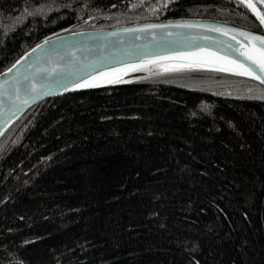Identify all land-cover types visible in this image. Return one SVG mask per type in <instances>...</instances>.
Instances as JSON below:
<instances>
[{
    "label": "trees",
    "instance_id": "obj_1",
    "mask_svg": "<svg viewBox=\"0 0 264 264\" xmlns=\"http://www.w3.org/2000/svg\"><path fill=\"white\" fill-rule=\"evenodd\" d=\"M177 15L264 31L241 0H0V72L65 32ZM157 68L0 136V264H264V87Z\"/></svg>",
    "mask_w": 264,
    "mask_h": 264
},
{
    "label": "water",
    "instance_id": "obj_2",
    "mask_svg": "<svg viewBox=\"0 0 264 264\" xmlns=\"http://www.w3.org/2000/svg\"><path fill=\"white\" fill-rule=\"evenodd\" d=\"M184 22L197 26L186 27ZM146 24L166 27L139 31ZM98 25L44 39L16 60L20 63L12 72H7V69L16 61L0 72V136L35 104L114 84L99 79L95 81L98 84L96 87H77L85 81L93 82L102 73H109L112 77L119 75L123 80L135 72L130 70L132 66L149 60L156 63L147 65V68L161 64L178 65L188 62L182 58L196 53L209 61L204 66H193L196 68L235 69V65L228 63L234 60L254 67L256 74H261L258 66L252 65L251 61L240 54L244 50L242 45H248L249 41L240 36L239 32L264 36V31L257 28L228 20L188 15L137 20L105 27ZM212 28L219 30L212 31ZM233 35L236 39H232ZM37 45L41 47L37 48ZM33 49L36 51L33 52ZM25 77L28 79L25 80ZM251 79L264 87L259 80ZM33 84L37 88L35 93L30 91ZM17 94L19 100L16 99ZM25 99L28 100L26 105L21 103Z\"/></svg>",
    "mask_w": 264,
    "mask_h": 264
},
{
    "label": "snow or ice",
    "instance_id": "obj_3",
    "mask_svg": "<svg viewBox=\"0 0 264 264\" xmlns=\"http://www.w3.org/2000/svg\"><path fill=\"white\" fill-rule=\"evenodd\" d=\"M242 3H245V5L252 9L254 14L257 16L259 19L260 23L264 25V13H260L257 11L255 5L251 2V0H241ZM31 13L25 12L24 15H30ZM184 26L186 27H194L197 25H193L191 22H184ZM166 27L165 25H156V24H146L144 25L139 31H144L146 29H154V28H164ZM212 31H217L219 29L212 28ZM235 31V30H233ZM240 36H243L245 40L249 41L248 45H242V50L240 52L241 56H244L247 60L251 61V64L254 66H258L260 70V75L256 74L255 68L250 67L248 65H245L243 63H238L234 60L228 61L229 64L235 65V69L229 68V67H218L216 70L217 71H236L237 75H242V76H249L253 79L259 80L261 84H264V36L260 35H254L251 32H239ZM232 39H236L235 35H233ZM47 42V41H46ZM258 45V46H257ZM41 47V45H37V48ZM229 48L232 47L231 44L228 45ZM33 52L36 51V49L32 50ZM27 55V54H26ZM21 59H24V57H21ZM187 60V63H181L178 65H174L171 67H165L164 71L165 72H172V71H179L185 67H193V66H204L205 64L209 63L208 60H206L204 57H202L200 54L193 53L190 57H185L182 58ZM20 63V61H16V64H13L11 68L7 69V72H12L13 69L16 68V66ZM156 61L154 60H149L144 64L140 65H135L132 66L130 70L132 71H139L147 68V65L150 64H155ZM150 70V69H149ZM47 71V70H45ZM52 71H55L53 69ZM122 71V70H121ZM28 77H25V80H27ZM99 79H106L108 83H122L124 82L119 75H116L115 78H112V75L109 73H102L100 77L94 78L93 82H88L85 81L83 83H80L77 85V87L80 88H90V87H96L98 84L95 82L96 80ZM31 92L35 93L37 91L36 85H32ZM18 92V90H17ZM264 99V97H260ZM17 100H19V95L17 94L16 97ZM23 104H28V100L25 99L21 101Z\"/></svg>",
    "mask_w": 264,
    "mask_h": 264
},
{
    "label": "rangeland",
    "instance_id": "obj_4",
    "mask_svg": "<svg viewBox=\"0 0 264 264\" xmlns=\"http://www.w3.org/2000/svg\"><path fill=\"white\" fill-rule=\"evenodd\" d=\"M171 66H174V65H171V64H161V65H159L158 66V70H161V71H164V68L165 67H171ZM185 68H187V67H185ZM144 73H146V71L145 70H140V71H138L137 73H136V75H143ZM135 76V75H134Z\"/></svg>",
    "mask_w": 264,
    "mask_h": 264
},
{
    "label": "bare ground",
    "instance_id": "obj_5",
    "mask_svg": "<svg viewBox=\"0 0 264 264\" xmlns=\"http://www.w3.org/2000/svg\"><path fill=\"white\" fill-rule=\"evenodd\" d=\"M112 78H115V77H112ZM120 78H121V76H120Z\"/></svg>",
    "mask_w": 264,
    "mask_h": 264
}]
</instances>
